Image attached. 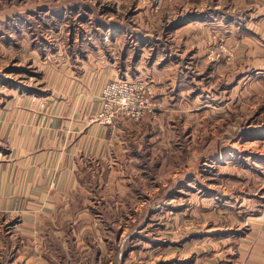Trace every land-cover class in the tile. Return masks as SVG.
Segmentation results:
<instances>
[{
	"label": "rangeland",
	"instance_id": "obj_1",
	"mask_svg": "<svg viewBox=\"0 0 264 264\" xmlns=\"http://www.w3.org/2000/svg\"><path fill=\"white\" fill-rule=\"evenodd\" d=\"M116 78L155 105L102 126ZM53 91L121 142L81 160L52 264H264V0H0V101Z\"/></svg>",
	"mask_w": 264,
	"mask_h": 264
},
{
	"label": "crops",
	"instance_id": "obj_2",
	"mask_svg": "<svg viewBox=\"0 0 264 264\" xmlns=\"http://www.w3.org/2000/svg\"><path fill=\"white\" fill-rule=\"evenodd\" d=\"M98 106L77 108L54 91L0 101V264H52L49 243L62 216L68 221L81 160H99L121 142L114 129L89 120Z\"/></svg>",
	"mask_w": 264,
	"mask_h": 264
},
{
	"label": "built area",
	"instance_id": "obj_3",
	"mask_svg": "<svg viewBox=\"0 0 264 264\" xmlns=\"http://www.w3.org/2000/svg\"><path fill=\"white\" fill-rule=\"evenodd\" d=\"M100 110L95 117L102 126L110 125L118 115L139 118L147 112H152L153 105L145 94L141 83L127 78H116L107 82L100 96Z\"/></svg>",
	"mask_w": 264,
	"mask_h": 264
},
{
	"label": "trees",
	"instance_id": "obj_4",
	"mask_svg": "<svg viewBox=\"0 0 264 264\" xmlns=\"http://www.w3.org/2000/svg\"><path fill=\"white\" fill-rule=\"evenodd\" d=\"M83 6H85V5H83ZM76 9H79L78 4H74L73 8H70L69 10H76ZM64 10H67V8H64ZM32 15H34V13Z\"/></svg>",
	"mask_w": 264,
	"mask_h": 264
}]
</instances>
